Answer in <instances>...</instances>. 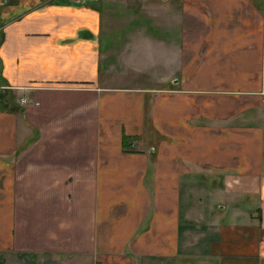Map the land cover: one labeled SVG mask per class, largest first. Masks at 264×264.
<instances>
[{
	"label": "crops",
	"instance_id": "1",
	"mask_svg": "<svg viewBox=\"0 0 264 264\" xmlns=\"http://www.w3.org/2000/svg\"><path fill=\"white\" fill-rule=\"evenodd\" d=\"M98 1L0 0V264H264V0H146L157 86Z\"/></svg>",
	"mask_w": 264,
	"mask_h": 264
},
{
	"label": "rangeland",
	"instance_id": "2",
	"mask_svg": "<svg viewBox=\"0 0 264 264\" xmlns=\"http://www.w3.org/2000/svg\"><path fill=\"white\" fill-rule=\"evenodd\" d=\"M98 2L104 13L103 22L113 28L107 32L108 39L117 47L119 55L114 54V49L109 53L113 55L112 67L116 69V74H122L123 78L119 81L122 84L147 83L157 86L158 82L167 80L162 75L164 67L161 60V44L163 38L164 42H169L171 45L175 46V43H178L179 15L172 11L165 12L161 8H148L150 4H147L146 0H99ZM103 7L106 9L104 10ZM129 33L131 36L128 35ZM149 36L153 38V43L149 41ZM128 42L131 47L124 46ZM148 44H153V47ZM174 46L170 50L172 55L169 61L170 69L175 66L177 49ZM151 50L153 55L150 58Z\"/></svg>",
	"mask_w": 264,
	"mask_h": 264
}]
</instances>
